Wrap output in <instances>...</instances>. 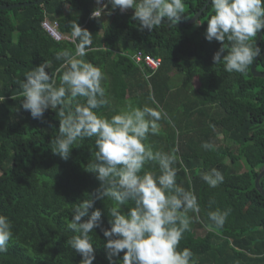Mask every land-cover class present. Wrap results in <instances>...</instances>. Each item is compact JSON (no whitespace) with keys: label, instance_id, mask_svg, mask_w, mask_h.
I'll return each instance as SVG.
<instances>
[{"label":"trees","instance_id":"1","mask_svg":"<svg viewBox=\"0 0 264 264\" xmlns=\"http://www.w3.org/2000/svg\"><path fill=\"white\" fill-rule=\"evenodd\" d=\"M35 1L0 0V5ZM184 3L179 23L205 6L204 0ZM93 10V0H43L0 10V96H4L0 103V215L13 225V238L8 251L0 253V264H79L80 255L65 243L73 235L67 228L70 205L100 184L94 173L86 171L92 140L71 149L65 161L51 150L58 134L59 109H48L42 119H33L20 107L24 73L47 61L46 72L59 85L63 69L60 73L56 69L63 61L55 59L56 53L75 49L72 41L49 37L41 27L45 20L56 22L58 31L69 37L72 20L93 35L83 59L105 73L102 83L110 98V106L99 113L111 115L131 101L140 107L158 106L172 121L162 119L159 134L150 135L147 142L155 150L175 151L183 162L175 165L177 183L193 192L200 205L199 213H188L190 230L179 245L192 250L191 264H264V198L254 188L264 164V79L254 78L250 69L241 75L213 64L220 45L204 39L210 4L198 18L199 25H159L150 32L139 29L132 19L133 9L121 12L108 5L99 18H90ZM260 48L256 69L264 72V38ZM135 53L161 60L147 80L149 71L143 74L129 59ZM204 142L214 144L215 150L203 149ZM145 167L158 170L153 165ZM212 168L225 178L216 188L201 179V173ZM259 185L264 190V176ZM112 203L108 198L95 202L102 210L104 227L109 226L106 209ZM216 208L230 210V215L222 229L209 230L206 213ZM94 232L90 234L96 256L93 264H108L105 238L99 229Z\"/></svg>","mask_w":264,"mask_h":264},{"label":"clouds","instance_id":"2","mask_svg":"<svg viewBox=\"0 0 264 264\" xmlns=\"http://www.w3.org/2000/svg\"><path fill=\"white\" fill-rule=\"evenodd\" d=\"M204 2L212 9L204 39L220 45L212 56L213 64L222 65L227 73L247 74L262 52L256 39L264 30V0ZM96 4L95 8L93 0L90 18H99L108 5L121 12L133 9L132 19L138 22L140 30L149 32L165 18L170 26L179 23L185 13L184 0H107V5L96 0ZM69 28L75 49L64 48L56 53L55 59L63 61L56 69L57 73L63 69L59 85L46 72L47 61L25 72L20 82V107L33 119H42L48 109H59L58 134L51 141L54 154L66 161L71 149L81 146L80 142H94L86 171L94 173L100 184L92 193H86V198L70 205L67 228L73 235L65 241L67 247L80 255L79 264H93L96 256L90 234L99 229L105 238L108 264H191L192 250L179 245L184 233L190 230L188 213H199L200 205L193 192L177 183L175 165L183 162L175 151L155 150L147 142L150 135L159 134L160 121L168 119L167 114L158 106L140 107L131 101L111 115L99 113V109L110 106V98L102 83L105 73L83 59L93 44V35L75 20L69 22ZM145 71L155 72L146 69L143 74ZM3 101L4 96H0V103ZM168 123L172 121L168 119ZM201 147L215 150L209 142ZM146 165L158 170L146 169ZM201 179L210 188H216L225 178L221 171L212 168L202 172ZM105 198L113 202L106 209L108 227L103 226L102 210L94 206L97 200ZM206 215V227L219 230L230 210L216 208ZM12 229L11 220L0 215V253L8 251Z\"/></svg>","mask_w":264,"mask_h":264},{"label":"water","instance_id":"3","mask_svg":"<svg viewBox=\"0 0 264 264\" xmlns=\"http://www.w3.org/2000/svg\"><path fill=\"white\" fill-rule=\"evenodd\" d=\"M43 0H36L33 3H29V4H23V5H19V4H13V5H0V10L2 9H14V8H19L21 6L26 7L30 4H40L42 3ZM207 5H205L200 11H198L196 14H194L188 21L186 22H181V23H177L175 25H171V27H175V28H182L185 25H190V24H194L198 18L200 17L202 11L206 8ZM171 22L167 21L166 19H164L162 21L161 25H167L170 26ZM263 34V30L261 32H259L257 34V39H256V43L257 45L260 47V42H261V36ZM259 60V56L257 58H255L253 65L250 67V73L252 74V76L254 78H260V79H264V72L258 71L256 69V65L258 63ZM264 176V164L258 169V174L255 177L254 180V188L256 189V191L264 198V190L260 187L259 185V181L260 179Z\"/></svg>","mask_w":264,"mask_h":264},{"label":"built area","instance_id":"4","mask_svg":"<svg viewBox=\"0 0 264 264\" xmlns=\"http://www.w3.org/2000/svg\"><path fill=\"white\" fill-rule=\"evenodd\" d=\"M101 4L107 5V0H101ZM95 8L98 7L96 4V0H94ZM42 29L51 37L54 41L59 42L63 40L71 41L70 37L66 35L63 36L57 29L56 22H50L49 20H45L41 23ZM131 60L134 64L139 66L142 70H151L155 71L160 66V59H155L149 55H142L141 53H135L130 56Z\"/></svg>","mask_w":264,"mask_h":264},{"label":"rangeland","instance_id":"5","mask_svg":"<svg viewBox=\"0 0 264 264\" xmlns=\"http://www.w3.org/2000/svg\"><path fill=\"white\" fill-rule=\"evenodd\" d=\"M51 22V21H50ZM61 35L65 36V34L61 33ZM67 37V36H66ZM193 86L194 88H197L199 86L198 81L195 79V81L193 82Z\"/></svg>","mask_w":264,"mask_h":264},{"label":"bare ground","instance_id":"6","mask_svg":"<svg viewBox=\"0 0 264 264\" xmlns=\"http://www.w3.org/2000/svg\"><path fill=\"white\" fill-rule=\"evenodd\" d=\"M150 76H151V74H149V75H146L145 77H148V78H149Z\"/></svg>","mask_w":264,"mask_h":264}]
</instances>
